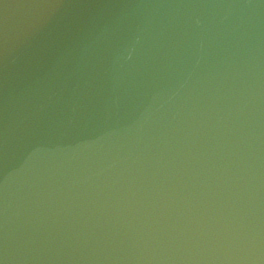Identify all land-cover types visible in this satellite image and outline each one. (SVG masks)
Segmentation results:
<instances>
[{"label": "water", "instance_id": "95a60500", "mask_svg": "<svg viewBox=\"0 0 264 264\" xmlns=\"http://www.w3.org/2000/svg\"><path fill=\"white\" fill-rule=\"evenodd\" d=\"M0 264H264V0H0Z\"/></svg>", "mask_w": 264, "mask_h": 264}]
</instances>
